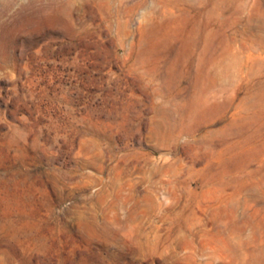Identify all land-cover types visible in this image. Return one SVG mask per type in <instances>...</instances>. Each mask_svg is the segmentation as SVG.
Listing matches in <instances>:
<instances>
[{"label": "rangeland", "instance_id": "374dc122", "mask_svg": "<svg viewBox=\"0 0 264 264\" xmlns=\"http://www.w3.org/2000/svg\"><path fill=\"white\" fill-rule=\"evenodd\" d=\"M0 264H264V0H0Z\"/></svg>", "mask_w": 264, "mask_h": 264}]
</instances>
